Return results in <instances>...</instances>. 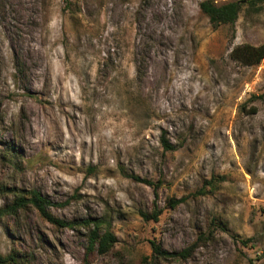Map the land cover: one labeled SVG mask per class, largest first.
Instances as JSON below:
<instances>
[{
	"label": "rangeland",
	"instance_id": "rangeland-1",
	"mask_svg": "<svg viewBox=\"0 0 264 264\" xmlns=\"http://www.w3.org/2000/svg\"><path fill=\"white\" fill-rule=\"evenodd\" d=\"M202 1L0 0V210L36 190L74 222L5 213L1 254L264 264V59L232 55L264 42V0L218 27ZM89 218L116 236L109 252L89 253ZM152 241L189 256L157 259Z\"/></svg>",
	"mask_w": 264,
	"mask_h": 264
},
{
	"label": "trees",
	"instance_id": "trees-1",
	"mask_svg": "<svg viewBox=\"0 0 264 264\" xmlns=\"http://www.w3.org/2000/svg\"><path fill=\"white\" fill-rule=\"evenodd\" d=\"M249 7L254 9L256 7L255 0H233L225 2L222 4H216L212 0H204L200 3L201 11L207 15L210 23L213 27H218L223 24H234L239 18L240 13L244 7ZM232 55L241 60L246 65H257L261 63L264 59V42L258 46L251 44H244L233 49ZM162 142L167 150H174L175 146L171 145L165 138ZM136 180L143 181L145 183H150V180L140 179L138 176L131 175ZM15 199L12 204L8 205L5 209L0 210V216L7 214H16L21 209H26L28 207L35 208L42 217L47 221L62 227L70 226L73 227V221H65L54 216L49 208L54 205V203L42 195L39 191L32 190L28 195L21 194V190H11ZM183 200L171 199L169 202L176 207ZM160 210L155 211L152 216L142 213L146 219L158 220L160 215ZM82 224L86 226L89 230V244L88 251H97L100 254H105L110 251L113 244L117 241L116 236L107 228V221L105 219L99 218H89L82 221ZM106 228V229H105ZM105 229L103 232L102 230ZM226 230V228H224ZM250 239H241L242 244L248 245ZM153 254L157 259H167L169 257H183L187 258L189 256L190 249H185L179 252H169L164 249L163 246L155 241L151 242ZM17 263V256L14 253L3 255L0 253V264H15Z\"/></svg>",
	"mask_w": 264,
	"mask_h": 264
}]
</instances>
